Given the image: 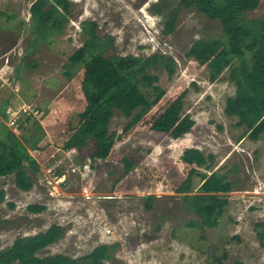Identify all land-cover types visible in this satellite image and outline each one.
I'll return each instance as SVG.
<instances>
[{
  "label": "rangeland",
  "instance_id": "1",
  "mask_svg": "<svg viewBox=\"0 0 264 264\" xmlns=\"http://www.w3.org/2000/svg\"><path fill=\"white\" fill-rule=\"evenodd\" d=\"M35 1L0 0V137L7 127L23 142L29 139L28 147L39 139L30 151L39 170L25 168L33 188L22 192L14 175L0 178L6 195L0 204V249L58 224L66 230L64 238L41 256L78 258L99 245H116L104 264H264L255 230V223L264 222V134L248 139L247 128L224 113L235 90L229 81L235 62L210 82L205 64L185 56L200 38H216L221 45L219 22L180 8L174 33L165 35L161 22L178 0H69L63 30L35 41L29 12ZM156 4L162 14L152 11ZM263 15L261 0L247 18ZM86 22L113 39L105 58L162 53L174 58L176 72L153 71L165 96L137 126L125 130L128 119L116 112L98 134L65 150L63 143L108 82L104 59L67 67L68 57L89 36ZM183 92L188 120L163 134L165 112ZM113 134L118 138L107 158L94 159L99 143ZM124 158L135 163L127 176ZM211 170L230 171L234 189L226 195L218 227H191L197 217L182 199L198 195L197 175ZM186 179L194 183L190 192L179 188ZM148 197L155 200L150 210ZM33 204L46 209L28 213Z\"/></svg>",
  "mask_w": 264,
  "mask_h": 264
},
{
  "label": "trees",
  "instance_id": "2",
  "mask_svg": "<svg viewBox=\"0 0 264 264\" xmlns=\"http://www.w3.org/2000/svg\"><path fill=\"white\" fill-rule=\"evenodd\" d=\"M261 0H178V7L165 14L161 30L165 35L174 33L179 18L180 8L194 9L209 20H217L224 34L225 41L219 45L216 38L197 39L187 50L185 56L204 63L208 70V80L215 82L234 62L236 67L229 77L234 86V94L228 97L224 113L236 117L239 125L245 126L247 138L257 141L264 134V15L248 19L247 15L255 11ZM69 0H36L30 7L32 35L36 39L62 31L69 21ZM152 11L162 14L156 4ZM89 36L83 45L68 57L67 67L85 66L89 62L104 59V73L108 82L96 94L91 111L80 122L75 132L62 145L69 150L84 136L98 134L101 129L118 112L128 119L125 130L137 126L165 96V91L158 85V77L153 71L164 69L169 76L176 72L172 56L155 53L146 57L131 54L125 56H107L104 53L112 45L109 35L100 36L95 22H86ZM70 76V70L65 73ZM185 92L179 95L165 112L161 131L167 134L179 122H187L188 115L183 116ZM2 119L7 116L3 112ZM36 130L40 127L37 123ZM111 137L99 143L93 154L94 159L104 160L111 152L116 139ZM28 143L30 140L25 139ZM17 135L4 127L0 137V178L14 175L16 188L22 192L30 191L34 182L25 168L36 173L37 161L30 155L35 150L39 139L28 147ZM124 175L135 168V163L123 159ZM210 163L207 165L209 168ZM230 171L220 173L218 170L199 173L197 177L198 195L184 196L182 201L188 205L197 217L189 223L191 227L216 228L219 219L228 206L227 194L233 191L235 183L229 180ZM188 192L194 189V183L186 179L179 186ZM5 191L0 190V204L5 201ZM154 199L145 201L147 210L152 209ZM14 208L13 203H8ZM43 205H29L28 213L40 214ZM257 237L264 250V222L255 223ZM66 230L53 224L47 230L33 236L17 238L9 247L0 250V264H104L111 259L116 245H99L89 253L71 258L64 254L41 256L47 247L64 238ZM239 240L238 238H236ZM226 257V255H224ZM217 259V258H215ZM219 264H223L219 260ZM234 264H242L237 261Z\"/></svg>",
  "mask_w": 264,
  "mask_h": 264
},
{
  "label": "flooded vegetation",
  "instance_id": "3",
  "mask_svg": "<svg viewBox=\"0 0 264 264\" xmlns=\"http://www.w3.org/2000/svg\"><path fill=\"white\" fill-rule=\"evenodd\" d=\"M1 250V249H0Z\"/></svg>",
  "mask_w": 264,
  "mask_h": 264
}]
</instances>
